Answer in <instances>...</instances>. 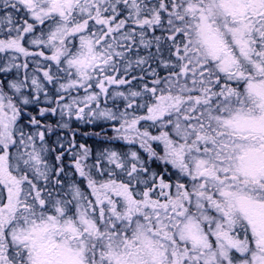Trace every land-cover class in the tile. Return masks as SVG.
Here are the masks:
<instances>
[{"label": "snow or ice", "instance_id": "snow-or-ice-1", "mask_svg": "<svg viewBox=\"0 0 264 264\" xmlns=\"http://www.w3.org/2000/svg\"><path fill=\"white\" fill-rule=\"evenodd\" d=\"M0 264H264V0H0Z\"/></svg>", "mask_w": 264, "mask_h": 264}, {"label": "trees", "instance_id": "trees-1", "mask_svg": "<svg viewBox=\"0 0 264 264\" xmlns=\"http://www.w3.org/2000/svg\"><path fill=\"white\" fill-rule=\"evenodd\" d=\"M73 127H78L80 132H92V131H98V128H92L90 126L87 125H76L74 124ZM78 140H86V142L90 145H92L93 147L96 146V139L95 138H82L80 136L77 137Z\"/></svg>", "mask_w": 264, "mask_h": 264}]
</instances>
